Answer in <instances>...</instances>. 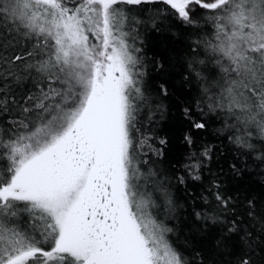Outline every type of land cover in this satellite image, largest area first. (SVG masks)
Wrapping results in <instances>:
<instances>
[{
    "label": "snow or ice",
    "instance_id": "snow-or-ice-1",
    "mask_svg": "<svg viewBox=\"0 0 264 264\" xmlns=\"http://www.w3.org/2000/svg\"><path fill=\"white\" fill-rule=\"evenodd\" d=\"M0 264H264V0H0Z\"/></svg>",
    "mask_w": 264,
    "mask_h": 264
},
{
    "label": "trees",
    "instance_id": "trees-1",
    "mask_svg": "<svg viewBox=\"0 0 264 264\" xmlns=\"http://www.w3.org/2000/svg\"><path fill=\"white\" fill-rule=\"evenodd\" d=\"M152 50H153V48H152V45L150 44L149 45V54H151ZM161 128H162V130H166L167 129V125L164 122H161ZM173 144L176 147V149L179 150V142L174 140Z\"/></svg>",
    "mask_w": 264,
    "mask_h": 264
}]
</instances>
